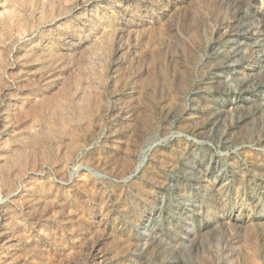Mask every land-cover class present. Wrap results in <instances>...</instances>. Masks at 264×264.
<instances>
[{
    "label": "rangeland",
    "instance_id": "1",
    "mask_svg": "<svg viewBox=\"0 0 264 264\" xmlns=\"http://www.w3.org/2000/svg\"><path fill=\"white\" fill-rule=\"evenodd\" d=\"M0 264H264V0H0Z\"/></svg>",
    "mask_w": 264,
    "mask_h": 264
}]
</instances>
